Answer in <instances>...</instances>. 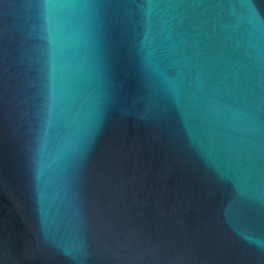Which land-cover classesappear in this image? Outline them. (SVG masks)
Listing matches in <instances>:
<instances>
[{"label":"water","instance_id":"obj_1","mask_svg":"<svg viewBox=\"0 0 264 264\" xmlns=\"http://www.w3.org/2000/svg\"><path fill=\"white\" fill-rule=\"evenodd\" d=\"M0 264H264V0H0Z\"/></svg>","mask_w":264,"mask_h":264}]
</instances>
